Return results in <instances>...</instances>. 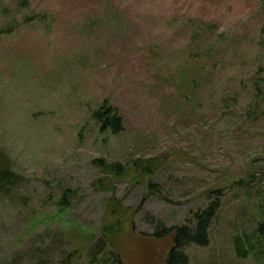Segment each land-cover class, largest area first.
<instances>
[{"label": "rangeland", "instance_id": "374dc122", "mask_svg": "<svg viewBox=\"0 0 264 264\" xmlns=\"http://www.w3.org/2000/svg\"><path fill=\"white\" fill-rule=\"evenodd\" d=\"M14 24L0 157L25 179L0 199V264H166L158 225L194 229L215 201L187 264H264V0H0V30ZM104 101L118 134L93 118ZM246 236L256 248L239 257Z\"/></svg>", "mask_w": 264, "mask_h": 264}, {"label": "trees", "instance_id": "16d2710c", "mask_svg": "<svg viewBox=\"0 0 264 264\" xmlns=\"http://www.w3.org/2000/svg\"><path fill=\"white\" fill-rule=\"evenodd\" d=\"M25 5V2H23ZM35 16H26L25 22L32 23L35 20ZM17 27V24L9 25L4 29H1V33H12ZM261 45L264 48V37L261 38ZM256 95L257 98H261L263 93L261 91L260 83L257 81V88H256ZM261 91V92H260ZM93 118L96 120L100 125L101 129L106 132L109 129L113 131L114 134L120 133L124 128V120L122 116L118 113V110L113 108L109 105L108 101H104L103 104L98 108V110L94 111ZM2 153L0 152V155ZM5 156L2 155L0 157V199L5 196H12L13 190L16 189L18 185L25 179L22 175L15 172L9 162L4 159ZM99 165L108 172H113L116 176H123L125 172H127V167L119 164V163H108L106 160H97ZM145 171L147 176L152 175L154 170L150 165L143 166L142 163H139L135 167ZM143 167V168H142ZM137 168V169H138ZM156 185L150 184V188L154 189ZM67 193H65L62 201L60 202L61 210L67 209L71 206V203L68 201L70 198ZM220 208V202L215 201L210 203L204 210L199 211L195 214L196 225L195 228H190L189 226H181V227H166L162 223L158 225L157 231L153 234L154 237L163 238L170 236L173 238V247L169 251L166 259V264H187L189 261L188 256L182 251V249L186 246L191 244H199V245H208L210 239V227L215 218L217 211ZM122 221H115L114 223L105 226L104 237L101 239V242L97 245V248L100 252L103 253L108 245L107 237L111 234L110 232L114 233L115 225L118 227H122ZM113 224H115L113 226ZM264 225L262 223L260 230L257 232H263ZM107 236V237H106ZM254 236H246V238L237 237L235 239V250L239 257H247L250 253L254 252L256 246L255 242L253 241ZM97 253V255H98ZM72 256V255H71ZM69 257L65 260V263L61 264H71L72 257ZM112 264L119 263V256H114Z\"/></svg>", "mask_w": 264, "mask_h": 264}]
</instances>
